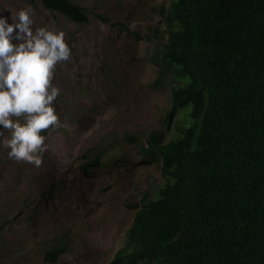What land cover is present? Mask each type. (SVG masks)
Listing matches in <instances>:
<instances>
[{"label":"rangeland","instance_id":"1","mask_svg":"<svg viewBox=\"0 0 264 264\" xmlns=\"http://www.w3.org/2000/svg\"><path fill=\"white\" fill-rule=\"evenodd\" d=\"M72 1L86 9L87 22L40 0H0L6 17L31 6L33 28L63 31L71 50L54 69L61 126L42 130L41 164L9 158L0 146V264H107L142 199L164 183L159 155L143 147L174 130L167 110L175 80L152 60L165 36L159 8L169 0ZM96 152L100 162L82 172ZM63 245L55 262L44 258Z\"/></svg>","mask_w":264,"mask_h":264},{"label":"trees","instance_id":"2","mask_svg":"<svg viewBox=\"0 0 264 264\" xmlns=\"http://www.w3.org/2000/svg\"><path fill=\"white\" fill-rule=\"evenodd\" d=\"M40 3L88 21L72 0ZM159 9L165 36L152 60L175 80L167 116L176 118L169 140L151 137L143 150L159 155L164 183L142 199L107 264H264V0H169Z\"/></svg>","mask_w":264,"mask_h":264},{"label":"clouds","instance_id":"3","mask_svg":"<svg viewBox=\"0 0 264 264\" xmlns=\"http://www.w3.org/2000/svg\"><path fill=\"white\" fill-rule=\"evenodd\" d=\"M33 11L0 13V146L9 158L39 166L46 148L42 130L61 126L53 106L59 94L54 69L71 50L63 31L33 28Z\"/></svg>","mask_w":264,"mask_h":264}]
</instances>
